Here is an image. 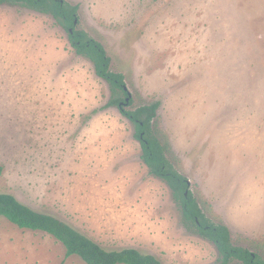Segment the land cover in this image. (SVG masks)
Returning a JSON list of instances; mask_svg holds the SVG:
<instances>
[{
  "label": "rangeland",
  "instance_id": "374dc122",
  "mask_svg": "<svg viewBox=\"0 0 264 264\" xmlns=\"http://www.w3.org/2000/svg\"><path fill=\"white\" fill-rule=\"evenodd\" d=\"M100 42L131 104L160 102L151 130L204 216L264 256V0H65ZM68 29L0 3V192L106 249L214 264L172 188L142 160L134 123ZM96 111V112H94ZM0 264H86L54 236L0 216ZM229 264H243L234 260Z\"/></svg>",
  "mask_w": 264,
  "mask_h": 264
},
{
  "label": "trees",
  "instance_id": "16d2710c",
  "mask_svg": "<svg viewBox=\"0 0 264 264\" xmlns=\"http://www.w3.org/2000/svg\"><path fill=\"white\" fill-rule=\"evenodd\" d=\"M4 1L6 0H0V3ZM22 1L30 8L51 14L59 24L68 29L76 52L90 59L96 74L108 82L112 98L107 106H118L120 112L134 123L135 135L142 144V160L153 175L163 179L172 188L174 198L182 208L186 227H195L202 236L216 244L221 258L214 264H229L234 260L243 264H264V256L260 252H253L233 242L226 224L213 223L207 219L195 198L188 192V179L173 166L166 155L167 149L151 130V122L157 116L160 102H153L136 110L125 109L126 104L122 103L126 102L129 92L124 75L111 69V58L100 42L86 32L75 29L78 6L65 0ZM128 103H132L131 98ZM0 216L19 228L43 231L54 236L64 245L66 257L77 255L86 264H163L155 255L134 247L106 249L63 219L34 209L12 193L0 192Z\"/></svg>",
  "mask_w": 264,
  "mask_h": 264
},
{
  "label": "water",
  "instance_id": "95a60500",
  "mask_svg": "<svg viewBox=\"0 0 264 264\" xmlns=\"http://www.w3.org/2000/svg\"><path fill=\"white\" fill-rule=\"evenodd\" d=\"M76 23H77V19L75 20V24ZM130 98H131V93L129 92V95H128L127 100H126L127 103L129 102Z\"/></svg>",
  "mask_w": 264,
  "mask_h": 264
},
{
  "label": "flooded vegetation",
  "instance_id": "af4514ba",
  "mask_svg": "<svg viewBox=\"0 0 264 264\" xmlns=\"http://www.w3.org/2000/svg\"><path fill=\"white\" fill-rule=\"evenodd\" d=\"M71 32H73V30H72V29H71ZM122 104H128V103H126V102H125V103H122Z\"/></svg>",
  "mask_w": 264,
  "mask_h": 264
}]
</instances>
